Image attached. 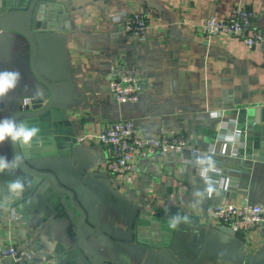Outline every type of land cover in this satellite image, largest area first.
<instances>
[{
	"label": "crops",
	"instance_id": "1",
	"mask_svg": "<svg viewBox=\"0 0 264 264\" xmlns=\"http://www.w3.org/2000/svg\"><path fill=\"white\" fill-rule=\"evenodd\" d=\"M46 1L55 8L40 15L33 32L35 64L54 85L78 142L71 154L53 155L47 118L20 121L40 130L30 143L38 156L30 162L52 172L73 198L45 177L47 213L22 210L10 222L18 208L14 194L9 206H0V249L15 243L41 264H264V228L235 233L212 213L219 202L245 196L264 203V42L253 49L233 37L208 44L196 28L205 17L226 18L244 7L264 33V0ZM133 12L149 21L144 40L113 19ZM29 27L27 14L5 19L0 11V72L21 74L0 98V119L25 110V97L46 102L51 95L32 68L23 33ZM129 75L143 90L135 102H118L110 80ZM124 119L141 135L181 133L216 153L204 169L184 161L192 157L186 149L181 156L136 158L129 179L112 176L99 134L107 122ZM12 145H0L7 167Z\"/></svg>",
	"mask_w": 264,
	"mask_h": 264
},
{
	"label": "built area",
	"instance_id": "2",
	"mask_svg": "<svg viewBox=\"0 0 264 264\" xmlns=\"http://www.w3.org/2000/svg\"><path fill=\"white\" fill-rule=\"evenodd\" d=\"M254 18L253 10L237 7L226 18H217L214 15L205 17L196 25V28L208 44L214 39L233 37L242 40L248 48L253 49L264 42V33L255 28ZM113 19L140 40L145 39L150 29L149 21L142 13L120 14L114 16ZM110 90L118 102H135L140 97L143 85L141 80L134 75L114 77L110 80ZM30 104L31 98L25 97L23 108L27 109ZM99 140L109 150L106 159L107 172L112 176L125 179H129L132 174L136 158L166 156L169 152L181 156L187 149L191 151L192 157L184 161L204 169L209 155L216 153L214 146L208 150H201L190 144L187 137L181 133L161 132L157 135H141L136 132L134 121L131 119L107 122L99 134ZM212 213L215 219L239 234H248L255 227L264 228V203L253 202L249 196H245L240 203L221 201L213 208ZM22 215L23 213L16 208L12 210L7 219L13 222L19 220ZM31 257L15 243H10L0 249V258L7 260V264H41L32 261Z\"/></svg>",
	"mask_w": 264,
	"mask_h": 264
},
{
	"label": "water",
	"instance_id": "3",
	"mask_svg": "<svg viewBox=\"0 0 264 264\" xmlns=\"http://www.w3.org/2000/svg\"><path fill=\"white\" fill-rule=\"evenodd\" d=\"M1 2V11L5 13V19L9 16L21 14H27L29 16L30 27L26 32L23 31V33H25L31 42L32 68L38 79L50 90L51 94L46 102L44 98L40 96L32 98L30 106L18 112L13 119L20 121L21 118H24L23 121H26V118H38L40 121L43 118H47L45 122L49 129L47 140L51 141L55 148L52 154L60 156L69 155L72 152L73 145L78 142L77 134L66 115V111L56 104V89L54 85L38 72L35 64L37 44L33 32L37 26L40 15L43 12H51V9L55 7L51 2H47L46 0H1ZM43 25L46 26V23L44 22ZM12 144L14 157L18 156L19 158L16 160L12 159L1 175L0 196H3V199H0V206H9L10 199L15 194L18 196L17 203L21 212L25 210L29 214L36 212V214L40 216L45 215L51 207L44 209V205H46L49 200L46 190L44 189L45 177L48 178L57 192L69 193L73 198L72 191L61 188L52 172L39 169L30 162L31 159L37 158L38 156L37 152H35L36 150L30 148V144ZM17 180L21 183L22 187L19 190H13L11 188V183ZM72 202L74 203L73 199ZM74 249L76 250V247ZM72 256L79 258V253L74 251Z\"/></svg>",
	"mask_w": 264,
	"mask_h": 264
},
{
	"label": "clouds",
	"instance_id": "4",
	"mask_svg": "<svg viewBox=\"0 0 264 264\" xmlns=\"http://www.w3.org/2000/svg\"><path fill=\"white\" fill-rule=\"evenodd\" d=\"M21 78V74L18 71H2L0 72V98L7 95L8 92L14 90ZM39 128L36 126H28L26 122L16 121L11 118L0 119V145H2L5 140L10 143H15L17 145H29L34 138L38 136ZM19 157L16 156L13 159L16 160ZM5 157L0 155V172L7 167L5 164ZM22 185L17 180L11 183V188L13 190L21 189ZM170 227L176 228L175 223L170 224Z\"/></svg>",
	"mask_w": 264,
	"mask_h": 264
}]
</instances>
